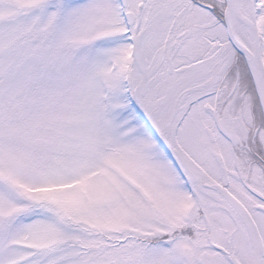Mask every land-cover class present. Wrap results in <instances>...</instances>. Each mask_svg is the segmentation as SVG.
I'll use <instances>...</instances> for the list:
<instances>
[{
	"label": "snow or ice",
	"instance_id": "6c2138e0",
	"mask_svg": "<svg viewBox=\"0 0 264 264\" xmlns=\"http://www.w3.org/2000/svg\"><path fill=\"white\" fill-rule=\"evenodd\" d=\"M0 264H264V0H0Z\"/></svg>",
	"mask_w": 264,
	"mask_h": 264
}]
</instances>
